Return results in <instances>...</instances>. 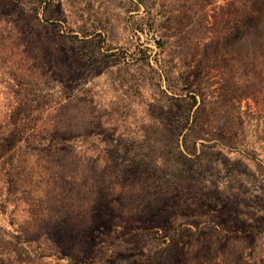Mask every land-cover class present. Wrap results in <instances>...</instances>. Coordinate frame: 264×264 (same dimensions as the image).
Instances as JSON below:
<instances>
[{
	"label": "rangeland",
	"instance_id": "1",
	"mask_svg": "<svg viewBox=\"0 0 264 264\" xmlns=\"http://www.w3.org/2000/svg\"><path fill=\"white\" fill-rule=\"evenodd\" d=\"M0 237L264 264V0H0Z\"/></svg>",
	"mask_w": 264,
	"mask_h": 264
},
{
	"label": "trees",
	"instance_id": "2",
	"mask_svg": "<svg viewBox=\"0 0 264 264\" xmlns=\"http://www.w3.org/2000/svg\"><path fill=\"white\" fill-rule=\"evenodd\" d=\"M210 225V227L213 229V231L209 229L210 233L213 234L214 231L215 233H218L216 227L213 228V224ZM20 234L21 233H19V235H16V237L20 238ZM10 236L15 235L10 234ZM226 238L227 235H224V240ZM16 250L17 248L14 240L0 237V264H23L24 262H28L27 260L20 258L17 255ZM33 261H36V259L33 258ZM36 263H38V261Z\"/></svg>",
	"mask_w": 264,
	"mask_h": 264
}]
</instances>
